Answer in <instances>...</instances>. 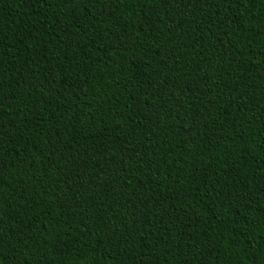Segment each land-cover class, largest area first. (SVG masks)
Here are the masks:
<instances>
[{
    "label": "trees",
    "instance_id": "16d2710c",
    "mask_svg": "<svg viewBox=\"0 0 264 264\" xmlns=\"http://www.w3.org/2000/svg\"><path fill=\"white\" fill-rule=\"evenodd\" d=\"M0 264H264V0H0Z\"/></svg>",
    "mask_w": 264,
    "mask_h": 264
}]
</instances>
